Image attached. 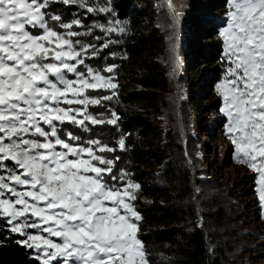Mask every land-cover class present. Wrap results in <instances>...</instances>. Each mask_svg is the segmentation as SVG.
I'll return each mask as SVG.
<instances>
[{"label": "snow or ice", "instance_id": "1", "mask_svg": "<svg viewBox=\"0 0 264 264\" xmlns=\"http://www.w3.org/2000/svg\"><path fill=\"white\" fill-rule=\"evenodd\" d=\"M225 4L215 84L223 135L234 161L256 174L264 208V0ZM55 5L77 11L66 17ZM101 13L115 17L112 0H0V232L19 237L34 264H149L141 185L116 170L120 158L107 154L117 147L83 135L119 119L90 111L119 85L116 64L89 61L118 42L110 34L127 31L119 19L85 23ZM100 92L110 94H90ZM116 144L126 150L123 137Z\"/></svg>", "mask_w": 264, "mask_h": 264}, {"label": "trees", "instance_id": "2", "mask_svg": "<svg viewBox=\"0 0 264 264\" xmlns=\"http://www.w3.org/2000/svg\"><path fill=\"white\" fill-rule=\"evenodd\" d=\"M154 1L160 3L161 0ZM220 1L213 0L211 3L216 6L222 4ZM139 2L141 0H128L117 4L112 0L115 17L103 13L90 15L85 23L91 25L94 21L106 23L108 19H119L127 29L124 34H110L108 38L118 42L112 43L100 59L89 61L98 68L105 64H116L114 75L120 74L125 82L118 87L116 97L105 101L103 106L93 107L95 110L92 113H105L108 117L111 111H115L119 117L117 125H103V137L106 136L107 144L117 147V151L112 153V156L120 158L117 171L124 169L130 173L131 179L141 180L147 168L161 164L153 181H145L142 187L146 200L142 201L139 236L148 252L149 264H238L232 260L233 249L228 244L233 234L221 232V225L218 226L214 219L223 208L211 206L207 212L200 209L197 194L192 188V183H195L194 169L185 155L188 152L192 157L191 140L187 131L183 132L180 127L188 122L189 113L179 95L182 65L173 58L171 51L186 60L188 73H193L196 60L191 51L188 53L186 48V51L181 48L177 30L164 33L165 27L161 29L162 32L156 33L148 18L151 11ZM54 7L64 12L66 17L77 11L63 5ZM159 9L157 19L161 25L166 23H162V20L176 23L175 17L179 16V12L165 7V13L161 14V7ZM200 22L197 20L198 24ZM174 25L176 29L181 26L178 23ZM95 35L103 36V33L97 29ZM81 39L93 43L103 42L95 41L94 37ZM220 49L215 47L198 59H205L208 64H221ZM110 53H115V57ZM139 55L140 60L133 66L131 62ZM220 76L219 67H213L207 85L203 87L209 88L220 80ZM193 87L192 95L196 94L197 98L191 99L195 100L198 99V91L196 85ZM105 94L110 93H91ZM208 108L214 112L217 107L215 104ZM121 137L125 140L124 151H120L116 144ZM197 215L200 216L199 222L196 220ZM199 224L203 226L199 227ZM18 238L6 231L0 232V264H34L32 253L15 243Z\"/></svg>", "mask_w": 264, "mask_h": 264}, {"label": "rangeland", "instance_id": "3", "mask_svg": "<svg viewBox=\"0 0 264 264\" xmlns=\"http://www.w3.org/2000/svg\"><path fill=\"white\" fill-rule=\"evenodd\" d=\"M114 1L117 4L119 2L123 4L128 0ZM212 1L170 0L168 5V0H161L160 3L154 0H141L139 4L151 11L148 18L151 19L152 28L157 31L156 33L162 32L161 29L165 27L167 29L164 30V33H170V31L174 33L177 30L181 48L184 50L186 48L187 51H185L188 53L191 51L192 57L196 60L194 63L195 72L188 73L186 60L171 51L173 58L182 65L179 95L182 103L186 105L189 115L186 112L188 122L184 127L181 126L180 130L187 131L190 135L192 157L190 158L188 152L187 157L194 169L195 183H192V188L197 194L200 209L207 212L208 207L211 206L223 208V211L215 215L214 219L218 226L221 225V232L233 234V237L228 239V244L233 249L231 258L234 262L264 264V208H261L258 194L255 191L256 174L246 165H240L234 161V148L223 135V126L226 120L219 111L222 101L215 92V84L219 81L212 83L209 88L203 87V85H207V78L213 67L218 66L222 75L221 64H208L205 59H198L199 56L208 54L215 47L221 48L219 52L222 54V41L217 33L218 29L223 27L226 22L224 15L226 4L225 0H222L223 2L220 1L222 4L214 6ZM99 2L103 3L104 0H99ZM160 7L161 14L165 13V7H169L170 11L179 12V16L175 17L176 23L162 20V23L166 22L167 25L166 23L161 25L157 19V10H160ZM197 20L201 21L200 24L197 23ZM177 23L181 25L179 29L175 28L174 24ZM140 58L141 55L133 59L132 65L135 66ZM114 76L119 87L125 83L120 78V74ZM194 85L197 86L196 90L198 91V99L195 100L191 99V97L197 98L196 94L192 95L194 92H191ZM215 104L217 108L211 112L208 107ZM185 105L183 110H185ZM94 110L90 108L91 112ZM103 115L107 117L105 113ZM103 128V125L96 126L90 133L83 135L99 138L107 143L106 136L103 137ZM152 140L157 141V139ZM107 155L112 156V154ZM160 166L161 164L150 169L147 168L143 172V176L140 177L141 180L132 177L133 181L141 185L138 199L135 202L136 209L140 214H142L141 208L144 203L142 201L146 200L142 187L145 185V181H153ZM196 218L199 222L200 216L197 215Z\"/></svg>", "mask_w": 264, "mask_h": 264}]
</instances>
